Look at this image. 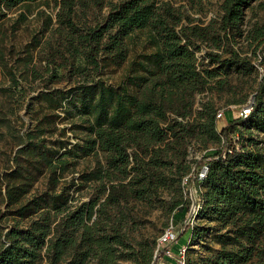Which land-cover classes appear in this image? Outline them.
Segmentation results:
<instances>
[{
  "label": "trees",
  "instance_id": "16d2710c",
  "mask_svg": "<svg viewBox=\"0 0 264 264\" xmlns=\"http://www.w3.org/2000/svg\"><path fill=\"white\" fill-rule=\"evenodd\" d=\"M34 1L48 0H0V24L9 11ZM54 1L63 48L59 51L72 58L71 74L78 77L67 90H41L33 97L38 104L32 107L33 122L17 135L11 164L0 172V219L11 220L0 223V264H116L126 259L154 264L153 245L139 241L135 246L129 237L128 202L164 201L192 140L204 148L209 142L220 145L213 154L199 157L187 178L195 188V212L207 225L188 221L177 241L186 243L187 251L189 240L209 232L221 247L199 255L196 262L186 258L185 264H244L252 257L264 264V71L244 118L226 121L217 130V107L211 100L194 111L192 106L196 93L224 87L230 69L249 70L231 42L241 33L243 9L253 0H221L217 28L212 30L191 24L180 7L167 0L108 1L101 21L82 26L73 20L76 0ZM136 31L144 32L150 50L128 60L118 83L106 82L105 69L127 60ZM248 37L257 42L264 59V26L251 29ZM206 40L210 47L221 48L205 51L211 68L199 65L196 55ZM39 43L34 37L25 46L20 76L27 78L31 51ZM45 43L50 45V40ZM75 58H82L83 64ZM2 67L16 85L12 68ZM30 72L33 78L41 76L34 65ZM1 83L0 92L10 90ZM67 117L71 129L85 133L82 143L69 145L53 137L58 120ZM5 122L2 113L0 124ZM241 127L248 130L247 137ZM89 153H100L104 164L98 160L95 168L76 178L81 185L99 182L102 197L74 202L78 187L73 186L78 183L66 175L74 172L77 158ZM40 177L44 184L38 189ZM179 204L172 201L171 208Z\"/></svg>",
  "mask_w": 264,
  "mask_h": 264
},
{
  "label": "rangeland",
  "instance_id": "374dc122",
  "mask_svg": "<svg viewBox=\"0 0 264 264\" xmlns=\"http://www.w3.org/2000/svg\"><path fill=\"white\" fill-rule=\"evenodd\" d=\"M108 1L116 0H76L74 6L73 20L79 25H93L101 21L108 11ZM174 6H179L180 10L191 21V24H196L201 27L217 28L221 10V0H167ZM58 4L54 0L34 1L27 7H16L8 12L4 21L0 24V81L1 86L7 89L6 92H0V115L5 113L7 122L0 124V172L5 171L8 165L11 164L10 158L17 147V135L24 134L25 130L31 126L34 117L32 107H37L33 97L41 90L59 88L67 90L72 87L74 81L78 77L76 73L71 74L70 62L72 58L60 46L61 35L57 31L58 22L56 21V12ZM186 22V20H184ZM259 26H264V0H253L247 7L243 9V21L240 25L241 33L234 36L231 43H235L234 48L238 51L241 57L248 61L249 70L230 69L227 74L228 83L224 87L219 86L209 87L194 95L193 111L200 108L201 104L206 100H211L217 109H226L229 104L245 105L247 102L254 100V90L259 79L260 73L264 71V59L258 55L256 43L248 37L251 29ZM209 29V31H210ZM36 38L40 43L32 49V61L29 63V68L34 67L38 70L41 76L33 78L31 72L27 74V78L20 76L24 73L23 59L26 56L25 46L31 43L32 38ZM50 40V45H46V40ZM264 41V38L262 39ZM144 32L136 31L134 40L128 43L127 60L119 67L112 66L105 69L103 75L106 82L118 83L124 73L125 66L128 60L136 53L148 52L149 46L144 42ZM208 40L201 44V48L196 52L199 65L213 67V64L208 63L204 53L208 49H213L221 52L220 49L210 47ZM58 47V49H57ZM74 62L82 63V58H75ZM2 63L7 67L12 68L18 83L13 85L12 82L5 76ZM61 65V66H60ZM219 77H223L220 75ZM215 83L212 81L211 86ZM132 90H136L132 88ZM138 94V93H137ZM61 117H64V112L59 110ZM193 116V115H192ZM191 117V116H190ZM71 118H60L56 123L57 130L53 137H58L64 141H68L72 145L74 143H82L85 140V133L79 128L71 127ZM225 120L216 121V129L219 130ZM248 130L252 133L262 134L254 127ZM63 127V128H62ZM244 137L248 136V130L241 127ZM63 134L60 135V134ZM52 137V138H53ZM219 142H209L207 146L201 147L195 144L192 140L187 148L184 158L177 167L174 178V188L168 193L163 194V199L171 200L170 203H165L163 200H152L151 203L146 201L130 199L129 207V229L128 234L131 241L135 243L143 241L149 245H153L154 264H174V259L171 257L165 258L158 253L154 256L156 242L159 234L170 224L175 232L179 235L185 224L189 221L190 224L200 227H206V220L195 212V188L192 182L187 178L199 157L211 155L219 147ZM104 164L103 156L99 153L97 157L89 153L77 158L74 164V172L68 173L67 178L77 177L81 172H87L97 166V161ZM78 183L73 187H78L73 192L74 202L87 200L92 196L99 195V182L88 181L81 185ZM44 178L40 177L36 186L38 189L43 188ZM203 188V187H202ZM186 192L188 198L186 199ZM194 197V198H193ZM180 201L176 208H171L172 201ZM0 210H4V204L0 201ZM11 222L9 218H1L0 223L5 221ZM188 235L184 234V240ZM181 244L179 241L177 245ZM136 246V245H135ZM230 244L227 245L229 247ZM176 246H174L175 248ZM221 247L220 243L216 242L209 232H206L203 238H195L189 240V245L186 251V258L197 261L199 255H205L215 252ZM177 248V247H176ZM173 249L176 252L177 249ZM116 264H134L130 260H119ZM244 264H258L256 257H252Z\"/></svg>",
  "mask_w": 264,
  "mask_h": 264
},
{
  "label": "built area",
  "instance_id": "2783aa9c",
  "mask_svg": "<svg viewBox=\"0 0 264 264\" xmlns=\"http://www.w3.org/2000/svg\"><path fill=\"white\" fill-rule=\"evenodd\" d=\"M252 101L247 102L245 105L241 104H229L226 109H217L215 117L216 120H234L246 117L252 107ZM231 152V149H228ZM206 172V167H203L198 172V178H203ZM194 198V197H193ZM195 203V199H194ZM177 242V233L173 226L170 224L160 234L156 242L155 254H161L165 257H171L174 259V264H185L186 260V243H181L177 246L176 252L172 251L173 245Z\"/></svg>",
  "mask_w": 264,
  "mask_h": 264
},
{
  "label": "crops",
  "instance_id": "0c3cea01",
  "mask_svg": "<svg viewBox=\"0 0 264 264\" xmlns=\"http://www.w3.org/2000/svg\"><path fill=\"white\" fill-rule=\"evenodd\" d=\"M178 242H179V241H177V242L173 245V247H172L173 249H175V248L178 246V245H177ZM181 243H182V242H181ZM174 246H176V247L174 248Z\"/></svg>",
  "mask_w": 264,
  "mask_h": 264
}]
</instances>
